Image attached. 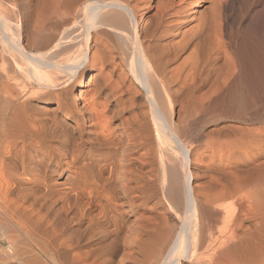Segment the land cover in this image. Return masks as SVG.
I'll use <instances>...</instances> for the list:
<instances>
[{"label":"bare ground","instance_id":"bare-ground-1","mask_svg":"<svg viewBox=\"0 0 264 264\" xmlns=\"http://www.w3.org/2000/svg\"><path fill=\"white\" fill-rule=\"evenodd\" d=\"M218 1L0 0V264H264V57Z\"/></svg>","mask_w":264,"mask_h":264},{"label":"rangeland","instance_id":"rangeland-1","mask_svg":"<svg viewBox=\"0 0 264 264\" xmlns=\"http://www.w3.org/2000/svg\"><path fill=\"white\" fill-rule=\"evenodd\" d=\"M221 1H218V3H217L218 4L217 5V7H218V22L222 23V24H220V23L219 24L223 27V29H224L223 31L227 30V31H225V34L226 33H227V35L229 34L228 36L230 38L231 37L232 38L236 37L240 41V44L242 45V47H244V48L247 47L246 48L247 51H249V50L252 51V52L249 51L248 52L249 54H254V53L257 52L256 54H258L259 57H262V56L264 57V46H263L264 45V42H263L264 39H262V38H264V29H263V27H264V23L263 22L264 21L262 20V19H264V13H263L264 0H223L222 2ZM219 3H220V5H219ZM224 4L226 5V8H225ZM223 5H224V7H223ZM207 6H210V4L205 2V3H202L201 6L198 9L201 10L202 12H206L207 8H209ZM225 15H226V17L224 18L223 16H225ZM259 16H260V18H258ZM253 17L254 18L256 17V18L254 19ZM223 19H226V20H223ZM250 22H252V23H250ZM251 25H252V28H251ZM247 27H249V29H251V30H249ZM254 30H255V33L253 32ZM234 31H235V33H234ZM238 32L240 33V35H238L239 34ZM247 32H248V34H247ZM236 34H237V36H236ZM259 34H261V35H259ZM234 35H235V37H234ZM238 36H239V38H238ZM248 38H249V40L252 39V41H249ZM258 39H260V40H258ZM256 42H257L258 45H256ZM244 45H246V47ZM259 46L261 47L260 48L261 51L259 50ZM248 48H249V50H248ZM254 50H255V52H254ZM259 51H260V54H259ZM261 100L262 101H260V103L258 104V108L259 109L258 108H256V109H257V111L259 113L262 112L263 116H264V110H263L264 109V95H263ZM262 107H263V109H261ZM213 115H214V113H212V112H206V113L198 114V116H196L194 118L195 122L193 121L192 124H190L191 127L189 126L188 130L186 131V138H185L186 141L189 142V143H191V142L199 143V142H203V139H204V141L209 139V135L211 133V129L213 130L214 126L216 125L215 122H214L215 117H213ZM204 118H206V119H204ZM200 120L202 122H204V123H202ZM263 120L264 119H262V121L259 122V123L258 122L254 123V122H250L249 121V124H254L255 126H257V125L261 124L263 122ZM213 122H214V124H213ZM192 129H193L194 132L191 131ZM188 131H189V133H188ZM191 137L194 140L190 139ZM189 139H190V141H189ZM197 139H199V140H197ZM200 139H202V141ZM2 241L3 240L0 238V244H1L0 248H6L8 244L5 243V242H2Z\"/></svg>","mask_w":264,"mask_h":264}]
</instances>
